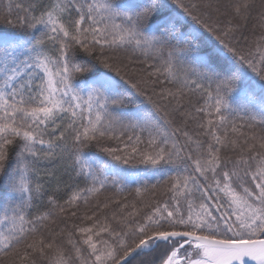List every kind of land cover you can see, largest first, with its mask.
<instances>
[{
  "label": "snow or ice",
  "instance_id": "snow-or-ice-1",
  "mask_svg": "<svg viewBox=\"0 0 264 264\" xmlns=\"http://www.w3.org/2000/svg\"><path fill=\"white\" fill-rule=\"evenodd\" d=\"M0 257L264 264V0H0Z\"/></svg>",
  "mask_w": 264,
  "mask_h": 264
},
{
  "label": "trees",
  "instance_id": "trees-1",
  "mask_svg": "<svg viewBox=\"0 0 264 264\" xmlns=\"http://www.w3.org/2000/svg\"><path fill=\"white\" fill-rule=\"evenodd\" d=\"M4 3L7 2V0H3ZM260 0H256V3L259 4ZM3 27L7 28L8 26L7 25H4ZM134 67H139V65H134ZM49 167H51V165H49ZM134 173H139L141 176H145V170H144V166H138L137 169H134L133 170ZM151 176V173L148 172L147 175L145 176V178L147 177H150ZM155 181L154 180H151V179H148V183H154ZM139 186L138 184H133L131 182L128 183L127 187L130 189V191H127L125 193V195L127 196V199L128 201L130 202H137L139 200V198L136 196V193H135V188ZM115 195V192L113 189L109 188L107 191H105L101 196H100V199L103 200L106 196H114ZM117 199H120L121 197L117 196L116 197ZM152 198V194L149 192V193H146L144 195V199L145 200H148V199H151ZM94 203V201H93ZM139 206V205H138ZM86 209H84L83 207L81 208V214L83 213V211H85ZM76 222H79V221H76ZM146 259H151V257L149 258H146ZM0 264H5V259L0 257Z\"/></svg>",
  "mask_w": 264,
  "mask_h": 264
}]
</instances>
